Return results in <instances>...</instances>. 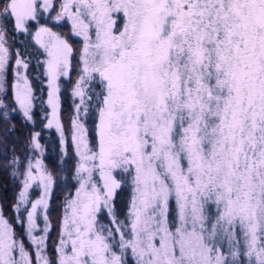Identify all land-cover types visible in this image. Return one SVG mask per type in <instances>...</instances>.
I'll list each match as a JSON object with an SVG mask.
<instances>
[{"label": "snow or ice", "instance_id": "snow-or-ice-1", "mask_svg": "<svg viewBox=\"0 0 264 264\" xmlns=\"http://www.w3.org/2000/svg\"><path fill=\"white\" fill-rule=\"evenodd\" d=\"M43 14L69 22L82 47L39 23ZM9 24L43 50L46 127L56 125L62 144L57 80L70 76L77 54L80 103L76 189L65 198L57 259L33 234L53 176L30 157L18 201L39 182L27 212L35 251L0 215V264H130L129 252L135 264H264V0H62L58 11L55 0H0V88ZM16 55L15 99L31 120L34 97L20 71L28 63ZM81 109L94 115V130ZM125 185L121 220L113 201Z\"/></svg>", "mask_w": 264, "mask_h": 264}, {"label": "trees", "instance_id": "trees-1", "mask_svg": "<svg viewBox=\"0 0 264 264\" xmlns=\"http://www.w3.org/2000/svg\"><path fill=\"white\" fill-rule=\"evenodd\" d=\"M46 22V15L43 14L39 18V23ZM53 24V22L51 23ZM31 32L34 31L38 27L37 21H32L29 24ZM60 30L61 28H55ZM67 36L70 34V31L66 28ZM65 35V36H66ZM7 37L9 41V47L11 51L16 54L20 52L23 54V58L28 63V68L25 69V74L33 88V105L30 110V115L32 116L31 120L26 119V123L28 127L34 131L35 133H39L38 142L41 145L40 156L41 159L44 160L45 163L51 169L53 176V185L52 190L50 192L49 200L47 203V221H42L40 216L37 217V223L39 225L38 234L39 237H44L45 244V252L46 256L49 260L55 262L57 256L55 255L54 244L57 240V234H52L51 231L44 232L43 229L48 225V229H52L50 226L55 225L54 220L64 212V203L65 198L69 193H72L76 182L72 179V175L74 174L75 165L77 162V158L75 156L73 148L70 146L69 140V132L72 128V120L74 117V113L76 115V107L75 104L80 100L78 97H74L73 88L75 85V81L78 76V54L75 58L74 72H71L68 77H60L58 81L59 86V98L60 101L64 104L67 116V124L66 129L64 131V145L61 144L58 133L54 127H46V116L48 113V106L46 103V95H47V84H46V75H45V65L41 62L45 57L43 55V50L40 49L39 45H37L33 39L32 35L23 32H15L13 31V26L11 24L8 25ZM74 48L77 50L81 48V44L74 39V37H70ZM75 43V44H74ZM79 100V101H78ZM81 122L85 123L86 127L94 130V115L89 113L85 116L83 109L80 111ZM0 124L4 126V124H11L15 126L14 129L12 127V136H16L15 140L11 144L13 149L16 151L18 148L17 138L21 133V122L17 115H9L8 118L5 119V115L2 114L0 116ZM94 133L90 132L89 138H92ZM98 178V177H97ZM119 179V177H117ZM9 176L0 170V210L1 213L8 219L11 223L12 228L14 230L17 238L22 241L26 248L30 249L34 253V245L31 242L30 237L27 235V228L24 224L25 218V209L19 212L18 216H15L12 212L11 204L14 201V198L11 197L12 193V184H9ZM131 197V189L129 186L125 185L121 189L117 190L113 205L118 217L123 220L129 210V201ZM60 217V216H59ZM59 219V218H58ZM105 223H108V218L105 214L102 217ZM58 221V220H57ZM36 234L35 232L33 233ZM118 238V237H117ZM127 259L130 264H135L134 260L131 257L129 252Z\"/></svg>", "mask_w": 264, "mask_h": 264}, {"label": "rangeland", "instance_id": "rangeland-1", "mask_svg": "<svg viewBox=\"0 0 264 264\" xmlns=\"http://www.w3.org/2000/svg\"><path fill=\"white\" fill-rule=\"evenodd\" d=\"M55 3H56V10L58 11L59 6L62 3V0H55ZM55 14H56V12L53 11L52 15L54 16ZM45 15H46V22L45 23H47V26L52 27L54 31H57L64 36L66 35L65 33H66V28H67L70 31V34H68V36L66 35L65 38L68 39L69 43L73 45L69 36L74 37V39L76 41H78L82 47V44H83L82 38L71 35V25L69 22H67V21H59V22L51 21V22H49L51 20V18L47 14H45ZM52 22H53V24H51ZM57 27L62 29L61 32H60V30L55 29ZM35 31H34V33H35ZM5 39L7 41L5 46L9 48V62H8L7 69H6V72L4 74V78L2 81L3 87L0 88V101H2V103H0V116L2 114H4L5 119H6L9 117V115H17L19 117L20 122H21V125H20L21 133H19L20 135L17 138L18 148L15 151L11 145L13 143V141L16 139L15 135H14V137L12 136V127L13 126L11 124H6V125L4 124V126L0 127V170L9 176V181H10L9 184H12L11 197L14 198V201L11 204V207H12L11 210L15 216H18L19 212L22 211L23 209H25L24 224L27 228V212L31 211V203L38 200L41 197V194L43 192V189L40 187L39 182L38 181L33 182L32 186L28 189V192H27V197H28L27 201H24V202L18 201L19 193L21 192V190L23 188V180H24L23 173H24L25 169L27 168L28 159L31 157L33 164H35L36 159H40L42 161L44 167H45V170L48 173H50L51 175H52V172H51L52 168H50L48 166V164L45 163L43 159H41V156H40L41 150L40 149H33L31 147V135L35 132L32 131L28 127V125L26 123V118L23 116V112L19 108V105L15 99V93L17 91V89L15 88V85L18 82L16 79V75H15V69L17 67L16 66L17 55L11 51V49L9 47V41H8L7 35H6ZM73 46H75V45H73ZM75 62L76 61L74 59L73 65H75ZM20 71H21L22 75L26 76L24 68H21ZM71 72H74V67L70 71V74H71ZM77 78H78V76H77ZM58 81H59V79L57 80V84H58ZM27 82H28V86L33 91V88L31 86L28 78H27ZM19 83L21 85H23L24 82L21 80V81H19ZM46 84H47V77H46ZM48 92H49V88H48V84H47L46 103L48 101ZM32 94H33V92H32ZM57 95H58V93H57ZM58 97H59V95H58ZM76 104H78V102ZM32 105H33V102H32ZM47 106H48L47 117L51 118L52 109L48 103H47ZM64 110H65V106L60 101V98H59L58 119H59V122H60L62 130H63V139H64V131L66 129V124H67V116H66V112H64ZM74 116H75V113H74ZM46 124H48V119H46ZM0 126H1V124H0ZM52 127H54L56 129L58 136H59V139H60V142H61V132L57 130V127L55 124H53ZM8 130H11V131H8ZM72 133H73V128H71V130L69 132V140L71 143L70 146L73 148L74 153H75V146L72 142ZM64 142H65V140H64ZM62 145H64V143ZM17 158H18L19 162L14 163L13 161L16 160ZM75 189H76V186H75L72 194L75 193ZM49 196H50V193H48L47 197H46L47 203L49 200ZM18 204H19V207H17ZM46 210H47V207H44L43 205H38V207H37V217L40 216L42 221H45V217H47ZM0 215H2L4 217V219L8 221V219L1 213V210H0ZM59 216L57 217L56 220H54V222L56 223L55 225H51V222H50V226L52 227V229H48V231H51L52 234L58 233L57 234V240L55 241V244H54V250H55L56 256L58 255L56 252V248H57L59 241H60V233H61V227H62L63 218H64V212H63V214H61ZM8 223L11 225V223L9 221H8ZM11 227H12V225H11ZM47 228H48V225H47ZM12 230H13V228H12ZM38 231H39V227L36 230H34V232L36 233L35 235L37 237L40 236V234H38ZM13 232H14V230H13ZM14 235H15V233H14ZM15 238L17 240H19L16 235H15ZM34 250H35V248H34Z\"/></svg>", "mask_w": 264, "mask_h": 264}]
</instances>
